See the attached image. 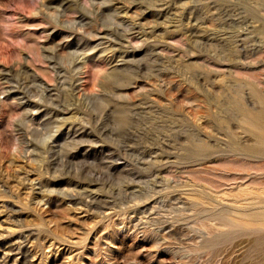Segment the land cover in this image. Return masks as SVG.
<instances>
[{"label":"rangeland","instance_id":"1","mask_svg":"<svg viewBox=\"0 0 264 264\" xmlns=\"http://www.w3.org/2000/svg\"><path fill=\"white\" fill-rule=\"evenodd\" d=\"M0 264H264V0H0Z\"/></svg>","mask_w":264,"mask_h":264}]
</instances>
